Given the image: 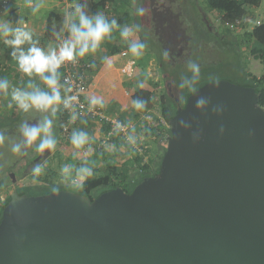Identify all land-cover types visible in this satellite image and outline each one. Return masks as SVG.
Instances as JSON below:
<instances>
[{
  "label": "water",
  "instance_id": "1",
  "mask_svg": "<svg viewBox=\"0 0 264 264\" xmlns=\"http://www.w3.org/2000/svg\"><path fill=\"white\" fill-rule=\"evenodd\" d=\"M165 67L179 106L159 171L131 191L112 187L94 199L74 189L12 193L1 210L0 264H264V107L256 89L220 78L193 95ZM199 96L211 99L204 113L195 108ZM181 118L191 130L178 129ZM197 127L203 135L194 144Z\"/></svg>",
  "mask_w": 264,
  "mask_h": 264
},
{
  "label": "clouds",
  "instance_id": "2",
  "mask_svg": "<svg viewBox=\"0 0 264 264\" xmlns=\"http://www.w3.org/2000/svg\"><path fill=\"white\" fill-rule=\"evenodd\" d=\"M41 4L36 3L32 6V14L36 15ZM133 14L138 18H143L149 12L144 7L143 0H132ZM144 26L137 21L130 24H121L116 18L109 19L104 12L89 11L88 0H74L72 7L65 13L63 23L59 30L53 28L52 35L58 43L54 46H40L39 39L35 38V33L22 22L18 26H12L5 22L0 23V39L5 46L10 47L12 51L10 56L16 62L20 72L28 77L27 82L22 87L11 85L7 78H0V95L9 96L16 109L23 113L35 111L43 115L36 121L29 122L22 120L17 128L18 137L9 136L4 130H0V145L6 142L10 145V151L13 155L27 156L28 149L32 148L34 152L43 154L45 151L51 153L57 147V137L54 133V120L63 110H70L73 114V120L80 119L81 123L87 121L83 116L76 112V106L79 103L77 95L69 94L72 88L67 78L62 80L60 69L66 63H77L79 60L94 55L101 48L105 41L113 39V34L118 32L121 40L127 42V53L134 59L143 56L148 47L146 39H140ZM25 45L27 47H25ZM168 50H163V58L169 59ZM102 61L108 67H111V58L103 57ZM95 65H93L94 67ZM187 71L191 74L181 78L180 88L195 95L198 92V84L201 77V66L196 60L186 62ZM36 78L44 85L36 82ZM147 77L144 80H137L136 87L143 89ZM218 86L219 81H213ZM11 89V91H9ZM211 104V99L205 96H199L195 100V108L204 113ZM107 104L102 96L91 95L87 97V111L95 112L96 109H104ZM131 106L136 112H146L148 101L142 97H135L131 100ZM212 112L217 116H222L225 112L223 105L212 107ZM178 129L185 132L192 129V124L186 119L181 118L177 122ZM125 140L129 147L135 149L138 146V137L136 129L130 123L117 121L113 132L110 135H120L125 131ZM192 142L199 143L202 139L203 129L197 127L191 131ZM225 128L219 127V135L223 136ZM170 133L164 136L168 137ZM251 138L254 133L249 131ZM94 138L84 129H74L69 137L70 144L77 151L73 152V159L79 156V150L91 151V145ZM106 149H115V144H106ZM47 161L36 162L30 169L33 181L44 174ZM73 172L75 178L86 179L93 175V168L87 160L79 166L65 164L61 168L63 179H69ZM58 188L54 187L53 192Z\"/></svg>",
  "mask_w": 264,
  "mask_h": 264
},
{
  "label": "trees",
  "instance_id": "3",
  "mask_svg": "<svg viewBox=\"0 0 264 264\" xmlns=\"http://www.w3.org/2000/svg\"><path fill=\"white\" fill-rule=\"evenodd\" d=\"M91 2V12L95 13L96 11H103L106 8V4H112L114 5L115 0H88ZM206 3L208 5V9L210 10H217L221 13H224L222 16L223 24H225L227 21H231L236 19L237 17H241L245 11H246V5L247 3H243L241 0H206ZM144 7L147 8V2L146 0H143ZM119 9L120 12H119ZM106 11V10H105ZM134 10L132 7V4L127 3V0H122V5L115 11V13L118 15V22L121 24H130L134 22H141V18L136 17L133 14ZM65 14L56 12L54 10L49 11L47 13V23L45 28L44 36L50 40H55V38L52 35L53 28L55 27L57 30L61 27L63 20H64ZM115 16V15H114ZM143 18H148L147 15ZM142 23V22H141ZM143 24V23H142ZM226 25V24H225ZM145 27V25L143 24ZM147 29V28H146ZM145 28L143 29V31ZM142 31V32H143ZM229 31V37L227 38V42L224 44L230 46L228 48V51L230 52V65L227 69H217L215 72L224 74V76L238 80V82L242 83H248L252 85L258 95H259V103L261 106L264 107V72L261 75H252L247 71L245 66L241 63V57L239 54L240 45H242L245 42H253L254 47L252 48V52L254 56L261 61V63L264 65V23H262L259 26H256L251 31H245L241 39H237L236 33H233L230 29ZM139 33L140 39H146L147 43L151 46L154 44V46L159 47V52H152L156 55V58L159 59L163 57V49H162V42L157 40V37L153 36L151 40L146 38L144 34ZM149 33H152L148 31ZM147 32V33H148ZM115 34H118L116 37ZM113 34V39L108 41L110 44L109 46V52L110 55L118 54L124 50L127 49V42L121 40L119 37V33L116 32ZM235 45L232 47V45ZM153 46V47H154ZM152 47V46H151ZM85 60V59H83ZM89 61V60H86ZM92 62V69H94L93 65L95 63ZM216 62V61H214ZM218 63V62H217ZM210 67H214L213 65L204 64V66L201 68V74H207L203 71H208ZM0 70H1V56H0ZM229 71L230 73H226ZM60 72L62 74L63 78V72L60 69ZM181 75L189 76L190 73L187 71V69L181 73ZM204 84V83H203ZM202 85V84H201ZM200 85V86H201ZM199 87V86H198ZM4 95H0V104L2 100L4 99ZM135 97H142L148 101V106L146 112H139L143 113L145 117L144 121L139 124L135 125V129H139L138 133L143 134L144 136L148 137L149 140V147H143V150H136L128 146V144L124 141V138H122L120 135H112L109 143L116 141V139L119 141V144L122 146L123 144L126 145L123 147L117 146L115 149H109L105 150V146L102 145V139H100V145L98 146L99 149H104V151L100 150L101 156L103 159H108L105 169L101 170L98 168H94L91 166V163L89 165L93 168L94 172L93 175L90 177H87L84 179L80 186L73 187V186H59L56 182L52 181L49 176H45L44 181L45 185H42V191L41 193H48L50 191H53V188H61V189H74L79 190L82 192L87 193L91 196L92 199H94L101 191L112 188V187H121L122 184L125 185L126 191H131V189L141 180H143L145 177H147L150 174L156 173L160 169V165L163 159V156L166 151L167 147V137L164 136V133H170L169 123L172 117L176 114L177 106L174 100L171 99L170 93L167 89L166 93L161 94L159 96V99H156V91H152L146 88L143 89H137L136 92L133 94V98ZM184 105V104H183ZM64 113L63 110L60 113L59 117V125L60 130L63 132V123H64ZM155 114V116H154ZM148 115L150 118H148ZM83 118L87 121L86 124L81 123V120L78 118L77 123L75 125V129H85L86 131L91 128V126L95 125L94 119L91 117L83 116ZM103 129H105V132L109 130V127L102 126ZM71 134V132H70ZM66 137V140L69 145V137ZM139 134L137 137H139ZM104 133L103 137L104 138ZM121 142V143H120ZM113 144V143H112ZM127 147V148H126ZM131 153L130 157L127 159H123L125 155L128 154V152ZM72 159V163H78L81 164L79 161L76 162V159L70 158L69 161ZM40 180V178H38ZM3 186V184H0V188ZM37 188L34 185L31 187H24L21 191L27 192L29 189ZM20 192V193H22ZM10 196L7 198L6 202L9 200ZM5 202V203H6ZM4 206V205H3ZM3 208V207H2ZM0 209V216H1V210Z\"/></svg>",
  "mask_w": 264,
  "mask_h": 264
},
{
  "label": "rangeland",
  "instance_id": "4",
  "mask_svg": "<svg viewBox=\"0 0 264 264\" xmlns=\"http://www.w3.org/2000/svg\"><path fill=\"white\" fill-rule=\"evenodd\" d=\"M1 3H2V0H0V4ZM9 3L7 0L8 5H9ZM167 3L169 4V1ZM177 3H182V6L184 7L183 11L185 13L188 11V9L185 10L186 7L190 6V4L195 5L194 0H178V2L173 3L174 11L178 10V8L176 6ZM199 4L202 6V9H204L208 13V15L211 17V19L213 21L217 22L219 17H221V13L219 11L208 9V5L206 3V0H201ZM120 10L121 9H119V12H120ZM187 16H189V15L187 14ZM180 18L181 19L185 18V20H186V15L182 14L180 16ZM117 21H118V19H117ZM186 23L184 24V26H186ZM223 25L218 26L219 30L220 31H224V30L227 31L228 28L226 26H223ZM148 31H149L148 29H145L142 32V34H144L145 36H147L151 40V38L154 35H153V32L149 33ZM244 32H237L236 33L237 39H241L242 36L244 35L243 34ZM115 35H116V37L118 36V34H115ZM138 36H139V34H138ZM157 40H158V38H157ZM227 41L228 40L226 37L221 41V45L215 43L213 38H209L207 40H204V42L202 41V43H201L202 48H201V51L198 52L197 58L199 57L200 61H202L204 64L210 63L214 67L213 68L210 67L208 71H203V72H206L207 74H201L198 86H200L201 84L206 83L208 81L214 80V79L228 78V77L224 76V74L215 72V70H217V69L223 70V68L224 69L229 68V65H230L229 59L231 57L229 55L230 52L228 51V48L230 46H228V48H227V45L224 44ZM151 46L148 44V47L146 49L147 52H149V55L147 56V58L150 57V62H151L150 65L153 68L152 73H153V76L155 77V81H156L155 82L156 86L154 87V91H156V99H159V96L161 94L166 93V91H167V82H166L165 78L163 77L162 69L159 66V61L156 58V55L152 52V50H154V52L158 53L159 47L157 45L154 46V44H152ZM233 46H235V45L233 44L231 48H233ZM253 47H254V43L252 41L249 43L245 42L242 45H240L239 54L241 57V63L243 66H245L247 71L249 73H251L252 75H258L259 76L264 72V65L261 63V61L259 59H257L254 56V54L252 52ZM185 53L186 52L184 50V54ZM0 56L1 57L3 56L2 49L0 51ZM120 57L124 58V56H122V55ZM141 61H145V59L143 57L136 59L135 67H141V65H142ZM214 61H216V62H214ZM136 62H137V64H136ZM147 65L149 66V60H148ZM202 67L203 66H201V68ZM149 68L152 69L151 67H149ZM175 73H177L179 75L178 71H176V70H175ZM226 73H230V72L227 71ZM146 75H148V74L146 73ZM229 79H231V78H229ZM11 106L12 105H9V102L6 101V99L4 97V99L2 100V102L0 104V130H4L6 132V134L9 136L18 137L19 134L17 132V128H18L19 123L22 120H27V119L32 118L33 116H39V115L41 117L43 115L42 113H39V112L35 113V111H30L29 113H23L16 108H12L9 110L8 108H11ZM8 110L10 112H13L14 114L16 113V116H7L6 113ZM143 115H145V114L142 113V115L140 116V119L142 121H144V119L146 117V116L144 117ZM154 116H155V114H154ZM54 121H55V124L53 125L54 133H55L57 140H58L57 147H56L55 151H53L51 153L48 152L46 155H44L38 161L31 163L30 167H29L31 169L32 166L36 162H43L45 160L47 161L45 172H44V174H42L39 177L40 180L38 179V181L34 182L33 177L31 175V172H30V169H28V170L26 169V171L24 170V168L26 167V164L29 163L28 161L33 160V158H34V160H36V157H38L37 155H39V153H36L33 151L32 148H29L27 156L13 155L10 151V145L7 142L4 145H0V179L1 180L5 179V178H7V180H8L10 178L9 180L12 181L13 179H12V177H9L7 175V171L14 170L13 173H15L16 179L17 180L19 179L18 182H16V183L26 184V185H29V184L34 185L37 188H33V189L31 188L28 190V192L29 193H37V194L43 192L42 188H44V187H42V185L46 184L44 181L45 176H49L50 179H52V181L56 182L59 186L78 187L81 185V183L84 179L81 180V179L75 178L74 172H73L72 176L67 180L63 179V177H62L61 168L65 164H70V165H75V166H79V164L75 163V162L72 163V159L69 161L70 158H73V152L77 151V150L74 149L72 147V145L68 144V142L66 140V137H68V136L65 135L60 130V125L58 124L57 119H55ZM94 123H95V125L91 126V128H89V130H87L89 135L94 138L93 143L91 145V151L79 150L80 154L76 158V162L79 161L80 163H82L83 161L87 160L89 163H91L92 167L104 170L108 159L102 158L101 152L104 151V149L98 148V146L100 145L99 141L103 137V131L101 129L99 130L97 128L98 125L100 124L99 122L94 120ZM134 127H135V125H134ZM166 134L167 133H165V135ZM138 139H140L139 140L140 143L147 145V147H149V140H148V138L146 139L143 134L140 133ZM106 144H109V141L103 143L102 145L105 146ZM100 150H102V151L100 152ZM105 150H109V149H105ZM19 164H21L20 168H17V169L14 168L16 165L18 166ZM121 187L124 190H126V188H127V186L125 187L124 184H122ZM6 192L7 191L0 192V209L3 207L1 200L3 197L6 196Z\"/></svg>",
  "mask_w": 264,
  "mask_h": 264
},
{
  "label": "crops",
  "instance_id": "5",
  "mask_svg": "<svg viewBox=\"0 0 264 264\" xmlns=\"http://www.w3.org/2000/svg\"><path fill=\"white\" fill-rule=\"evenodd\" d=\"M88 2L89 11L91 12V2ZM8 3L9 5L7 3L5 4V8L3 6V2L0 4V23L7 22L12 26H18V22H22V24L27 25L35 33V38L39 39L40 46L42 47L54 46L58 42L56 40H50L44 36L47 23V13L54 10L56 12L65 14L72 7L70 0H8ZM36 3H40L42 6L40 11L36 15H33L31 9ZM127 3L132 4V0H127ZM121 5L122 0H115L114 5L106 4V8L101 12H104L109 19H118V15L115 13V11ZM109 46L110 44L108 41H105L97 53L83 58L89 61L92 60L95 63L94 69L91 70L89 87L86 91V99L91 95L102 96L107 104L106 108L100 109L102 112H104L109 117L118 118L125 122L133 123V125L138 124L139 128V124L142 122L140 119L142 113L136 112L132 108L131 100L133 99V94L137 89H139L136 87L137 80H144L145 77H147L144 88L152 91H154V87L156 86L155 77L152 73L153 68L150 65V57L147 58L149 52L145 50L142 56L145 61H141V67H135L134 74L132 76H128L123 72L122 68L129 62V60L136 61V59H134L128 53L127 55H122L124 58L120 57L121 52L115 55H110L108 54ZM25 47L27 46L25 45ZM1 49L3 51V56L1 57L0 78H7L11 85L22 87L27 82L28 77L18 70L16 62L12 60L10 56L12 49L5 46L2 39H0V51ZM125 51H127V49ZM105 56L111 58V67H108L103 63L102 58ZM148 60L149 66L147 65ZM61 70L63 72L62 67ZM146 73L148 75H146ZM36 82L40 83L41 87H44L38 78H36ZM9 91H11V89ZM5 99L9 102V105H12L11 108H8L9 110L16 108L11 102L10 95L5 96ZM9 110L6 113L7 116H16V113L14 114ZM59 115L60 113L56 118L58 124V119L60 117ZM39 117L40 115L33 116L27 120L34 123ZM97 128L99 130L101 129L105 135V129L102 128V125L99 124ZM138 131L139 129H136V135L139 134ZM145 138L147 139L148 137L145 136ZM112 143L115 144L116 147L120 146L124 148V146H126L124 144L121 146L117 139ZM130 155L131 153L128 152V154L125 155L123 159L129 158Z\"/></svg>",
  "mask_w": 264,
  "mask_h": 264
},
{
  "label": "flooded vegetation",
  "instance_id": "6",
  "mask_svg": "<svg viewBox=\"0 0 264 264\" xmlns=\"http://www.w3.org/2000/svg\"><path fill=\"white\" fill-rule=\"evenodd\" d=\"M169 1V4L167 3ZM146 0L147 9L149 12L146 14L148 18H142L140 21L145 25V29L147 28L150 32H153V35L162 42V49L168 50L169 59L165 60L163 57L159 59V66L162 69L163 77L167 82V72L165 64L168 63L169 69H171L175 80L178 82L183 77L181 75L186 68V62L188 60H196L200 66H204V63L200 61V58H197V54L201 51V43L204 40L209 38H213L215 43L221 45V41L225 37H229V31L227 29L224 31H220V25H223V21L218 19L217 22L213 21L208 13L202 9V6L199 4L201 0H194L195 5L190 4V6L186 7L185 10L188 11L185 13L184 7L182 3H177V11H174L173 3L178 2V0ZM155 4V5H154ZM182 14L186 15V20L181 19L180 16ZM187 14L189 16H187ZM187 22V23H186ZM215 22V23H214ZM186 23V26L184 24ZM225 26V24L223 25ZM148 39V37L146 36ZM162 50V51H163ZM185 50V54H184ZM182 59V60H181ZM208 65H211L210 63ZM175 70L178 71L179 75L175 73ZM168 89V86H167ZM169 91V90H168ZM180 104L183 105L185 103V98H181ZM176 106L178 107V103ZM48 152L45 151L43 155H46ZM38 156V155H37ZM36 157V156H35ZM38 161L31 160L26 164V169H30V164ZM21 164L16 165L14 168H20ZM14 170L7 171V175L12 177L14 175V180L0 179V184L3 186L0 188V192L7 191L6 196L2 198V205L5 204L7 198L11 196L12 193L17 192L18 194L29 193L22 192L21 190L24 187H31L32 185L19 184L16 183L18 180L16 179ZM154 174V173H153ZM11 187V188H10ZM61 189V188H60ZM126 191V190H125ZM22 192V193H20Z\"/></svg>",
  "mask_w": 264,
  "mask_h": 264
},
{
  "label": "built area",
  "instance_id": "7",
  "mask_svg": "<svg viewBox=\"0 0 264 264\" xmlns=\"http://www.w3.org/2000/svg\"><path fill=\"white\" fill-rule=\"evenodd\" d=\"M66 1V0H65ZM69 1V0H67ZM243 3H247L246 11L241 17H237L234 20L227 21L225 26L230 29L233 33L251 31L256 26L264 23V0H241ZM4 8L6 7V0H2ZM70 3L73 4L74 1L70 0ZM221 13V12H220ZM224 13H221L219 19L222 20ZM58 43V42H57ZM121 55H127V51H122ZM63 69V78H67L69 85L72 88V92L69 94L77 95L79 97V103L76 106V112L80 113L82 116H89L95 121L99 122L102 126L109 127V130L105 132L104 138H102V143L108 142L111 139L110 133L113 132L114 125L117 121L122 123H128L118 118H112L102 112L100 109H96L95 112L87 111V99L86 91L89 87V80L91 76L92 62L86 60H79L77 63H66L62 66ZM123 72L128 76H132L135 72V61L129 60V62L122 68ZM64 123H63V133L69 136L70 132L75 128L76 120L71 118L72 112L70 110H64ZM148 118L150 116L148 115ZM132 126L133 123H130ZM127 129L120 133V136L125 140V134ZM138 139V146L136 150H143V147H147L140 143Z\"/></svg>",
  "mask_w": 264,
  "mask_h": 264
}]
</instances>
